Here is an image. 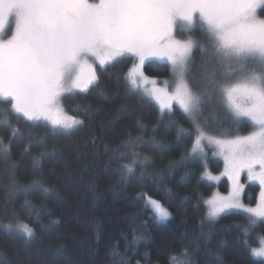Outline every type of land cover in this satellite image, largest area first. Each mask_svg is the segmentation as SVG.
Here are the masks:
<instances>
[{
    "label": "trees",
    "instance_id": "obj_1",
    "mask_svg": "<svg viewBox=\"0 0 264 264\" xmlns=\"http://www.w3.org/2000/svg\"><path fill=\"white\" fill-rule=\"evenodd\" d=\"M182 33L196 40L185 81L201 98V128L224 139L252 130L234 118L219 85L252 67L259 72L260 64L221 61L201 24ZM136 63L128 56L98 67L86 92L63 94L66 113L83 121L72 131L26 121L0 99V264H264L251 253L264 221L249 225L239 211L209 221L207 201L227 194L229 182L203 176L207 167L219 174L223 163L206 165L192 154L196 129L179 106L163 110L132 89L128 73ZM144 74L173 72L149 62ZM34 179L49 191L33 187L26 197ZM258 191L248 185L244 203L255 206ZM142 193L162 201L170 218L154 219ZM23 224L33 228L30 238L18 230ZM239 226L250 229L247 237Z\"/></svg>",
    "mask_w": 264,
    "mask_h": 264
},
{
    "label": "snow or ice",
    "instance_id": "obj_2",
    "mask_svg": "<svg viewBox=\"0 0 264 264\" xmlns=\"http://www.w3.org/2000/svg\"><path fill=\"white\" fill-rule=\"evenodd\" d=\"M258 9H264V0H0V99L26 121L71 131L83 121L66 114L60 99L72 90L86 92L97 80L95 64L104 67L125 53L137 57L139 63L129 71L128 80L138 88L147 81L140 70L145 59L166 57L174 73V90L153 87L148 95L164 110L179 105L196 129L192 154L206 156L202 142L207 141L223 157V174L232 184L227 196L207 201L209 217L238 210L255 225L264 220V18ZM197 19L216 53L243 60V68H248L249 60L261 66L259 72L252 67L234 82L226 78L219 85L234 118L247 117L254 125L246 134L218 139L207 135L196 120L201 98L185 82L193 41L177 39L175 33L190 29ZM125 170L133 172L127 165ZM242 173L259 186L255 207L241 202ZM33 187L49 191L34 179L24 188L26 197ZM139 199L154 219L169 218L162 201L146 193ZM25 204L29 205L27 199ZM6 227L13 229L11 223ZM239 227L247 237L250 229ZM18 230L29 238L34 231L27 224ZM251 253L264 257V240Z\"/></svg>",
    "mask_w": 264,
    "mask_h": 264
},
{
    "label": "rangeland",
    "instance_id": "obj_3",
    "mask_svg": "<svg viewBox=\"0 0 264 264\" xmlns=\"http://www.w3.org/2000/svg\"><path fill=\"white\" fill-rule=\"evenodd\" d=\"M96 2H98V0H96ZM258 15H260L261 18H264V9H258ZM10 23H11V21H10ZM197 24H200V22H199L198 19L194 22V24L192 25V27L196 26ZM192 27H191V28H192ZM178 30H179V29H177V31H178ZM186 30H189V29H186ZM186 30H179V32L186 31ZM8 31H9V29L6 28L4 35H7V32H8ZM177 31H176V33H175L177 39H181V40L187 39V35H185V33H182V35L179 36V35L177 34ZM191 39H192V41H193V48H192L191 55H190V56L188 57V59H187L186 67H187V64L189 63V60H190L191 57H192V54H193V51H194V47H195V44H196V40H195L194 38H191ZM219 54H220V53H219ZM128 56H132V55H131V54H128V53H125L123 56L118 57L115 61H117V60H119V59H122V58H124V57H128ZM132 57H135V56H132ZM136 58H137V57H136ZM220 58H221V61L226 62V63H228V64H232V63H235V62L240 61V60H238L235 56H227V57H225L223 54H220ZM115 61H113V62H111V63H109V64H112V63H114ZM149 62H164V63L169 64V65L171 66V68H172L171 62H170L166 57H163V58L160 57V56L149 57V58L145 59L143 65L140 66V70H141V72L143 73V76L147 78V81H141L140 84H139V87H138V88H135V87H133L132 85H131V87H132V89H133L134 91L139 92V93L142 94L143 96H145V97H147V98L153 100L154 102H156V103L159 105V102H158L157 100H155L154 98L150 97V96L148 95V93L151 92V90H152L153 87H156V88H164V89H167V90L169 91V93H171V92L174 90V87H175L174 73H173V75H172L171 78H162V77H159V76H157V75H146V74H144V67H145V65H146L147 63H149ZM138 63H139V61H138V58H137V63H136V65H137ZM94 66H95V70H96V75L98 76L97 70H98V67H100V66L98 65V63L95 64ZM185 71H186V70H185ZM172 72H173V69H172ZM148 81H155V84L153 85L152 83H150V82H148ZM96 82H97V80L94 82V84H95ZM185 82H186V81H185ZM94 84H93V85H94ZM91 86H92V85H90L89 88H90ZM89 88H88V89H89ZM192 91H193V90H192ZM77 92H80V91H79V90H72V91H70V92H66V93H64V94H73V93H77ZM193 92H195V91H193ZM195 93H196V92H195ZM196 94H197V93H196ZM226 100H227V99H226ZM60 103H61V99H60ZM61 106H62V103H61ZM175 106H179V105L176 104V103H173L172 109H173ZM159 107H160V105H159ZM62 108H63V106H62ZM228 108H229V107H228ZM172 109H171V110H172ZM63 110H64V108H63ZM163 110H164V109H163ZM167 111H169V110H167ZM64 112L66 113L65 110H64ZM230 112H231V110H230ZM66 114H67V113H66ZM239 119H247L246 121H248L249 123H251V121H250L247 117H241V118H239ZM196 120H197L199 126L201 127V125H200V123H199V113L197 114ZM43 122H44V121H43ZM45 123H46V122H45ZM251 125H252V127H254V125H253L252 123H251ZM74 129H75V128H74ZM74 129H73V130H74ZM201 129H202V128H201ZM58 130H62V129H58ZM202 130H204V129H202ZM71 131H72V130H71ZM204 131H205V130H204ZM67 132H68V131H67ZM205 133H206L207 135H210V134H208L206 131H205ZM214 137H215V136H214ZM216 138H218V139H224V138H219V137H216ZM231 138H234V137H231ZM231 138H225V139H231ZM202 143L205 145L206 156H201L199 153H197V154H195V155H196L198 158H200L202 161H204V163H205L206 165L208 164V161H209L210 159H214V158H215V159H218V160H220V161H222V163H223V169H222V171H221L219 174H214V173H212V172L210 171V169L207 167L206 172H205V174H204L203 177H204V179H205L206 181H209V182L214 183V184H217V185H218L222 180L226 179V180L229 182V192H228L227 194H221V193L217 192L214 196H217V195H220V196H227V195L232 191V184H231V181L228 180V177L225 176V175L223 174V173H224V160H223V157H222L221 155H219V154L214 150V147H213L212 145H208V144H207V141H203ZM206 174H211L212 176L217 177V179H216V180L208 179ZM241 183L244 185V190H243V191L241 192V194H240V196H241V202H242L245 206H249V205H246V204L244 203V201H243L244 192H245V190H246V188H247L248 185H258V184H256L255 182H249V181L247 180V178H246V173H242V175H241ZM214 196H213V197H214ZM213 197H212V198H213ZM210 199H211V198H210ZM210 199H209V200H210ZM207 205H208V203H207ZM255 206H256V205H255ZM255 206H252V207H255ZM207 207H208V212H209V210H210V209H209V205H208ZM233 211H238V210H231L230 212H233ZM208 212H207V214H208ZM222 215H224V214H221L220 216H218V217H216V218H211V217H209V215H208V218H209V221L213 222V221L217 220L218 218H220ZM170 216H171V214H170ZM170 216H169V218H170ZM169 218H168V219H169ZM168 219H167V220H168ZM165 221H166V220H165ZM257 221H264V220H257ZM261 240H264V237H262ZM261 240H260V245L257 246V247H254V248H259V247L261 246ZM257 258H262V259L264 260V257H257Z\"/></svg>",
    "mask_w": 264,
    "mask_h": 264
}]
</instances>
